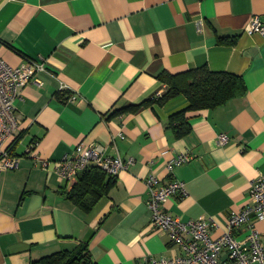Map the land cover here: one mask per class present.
<instances>
[{
	"label": "crops",
	"instance_id": "crops-1",
	"mask_svg": "<svg viewBox=\"0 0 264 264\" xmlns=\"http://www.w3.org/2000/svg\"><path fill=\"white\" fill-rule=\"evenodd\" d=\"M253 17L264 22V0H0V58L44 67L34 75L40 84L22 88L20 125L5 143L19 164L0 172V264H31L83 243L96 264L179 256L150 219L152 174L185 187L167 213L182 222L213 217L220 236L264 174V37L245 31ZM204 66L241 77L246 92L188 112L190 133L178 138L168 119L188 103L181 96L159 105L156 95L168 89L159 76ZM144 101L155 103L116 113ZM82 143L130 162L88 214L64 198L76 181L34 162L61 160ZM181 153L192 159L168 174L166 163ZM254 227L264 239V221ZM245 236L244 227L234 232Z\"/></svg>",
	"mask_w": 264,
	"mask_h": 264
},
{
	"label": "built area",
	"instance_id": "built-area-1",
	"mask_svg": "<svg viewBox=\"0 0 264 264\" xmlns=\"http://www.w3.org/2000/svg\"><path fill=\"white\" fill-rule=\"evenodd\" d=\"M252 23L245 31L249 35L258 34L264 37V22L253 17ZM23 67H11L0 58V172L18 168L19 159L5 143L11 138L20 125L16 116V100L20 98L23 87L29 83H39L34 75L44 69L43 65L29 61ZM40 84V83H39ZM157 99L162 97L158 93ZM228 137L221 134L219 145L227 143ZM35 144L26 148L28 156L34 155ZM32 155V157H34ZM36 165L48 170L60 179L73 183L78 175L89 168H97L108 176L117 177L128 168L118 155H109L101 146L91 143L79 144L70 155L61 160L48 162L34 157ZM192 159L188 153L176 155L165 165L168 174L174 168L188 163ZM149 200L147 207L151 213V222L155 230L166 234L169 242L176 246L179 256L173 258H149L137 264H264V239H261L255 224L264 221V174H259L250 183V203L239 211H234L228 217L225 231L217 237L214 233L219 229L213 217H200L194 221L182 222L165 210L167 201L175 196H184L186 192L183 183L172 181L162 184L158 177L150 175L146 181ZM246 229V236L236 240L234 232L240 228Z\"/></svg>",
	"mask_w": 264,
	"mask_h": 264
},
{
	"label": "trees",
	"instance_id": "trees-1",
	"mask_svg": "<svg viewBox=\"0 0 264 264\" xmlns=\"http://www.w3.org/2000/svg\"><path fill=\"white\" fill-rule=\"evenodd\" d=\"M225 43L224 39L220 40ZM233 40L230 41V44ZM161 83L167 85V91L157 99L159 105L169 100L184 97L187 100L185 108L171 114L169 123L176 137H186L191 126L186 114L192 111L212 110L223 106L229 100L243 96L246 92L241 77L229 73H214L207 67H201L185 73L170 75L162 73L159 76ZM154 101H144L117 111L120 113H137L141 108L153 105ZM72 188L64 192L66 198L74 207L83 213H90L98 202L106 197L115 185V177L108 176L97 168L83 171ZM87 244H80L73 252H57L31 264H96L88 250Z\"/></svg>",
	"mask_w": 264,
	"mask_h": 264
}]
</instances>
